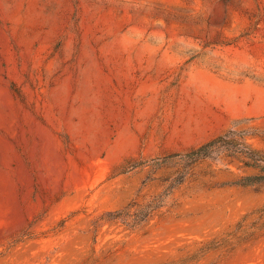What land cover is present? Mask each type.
Segmentation results:
<instances>
[{
  "label": "rangeland",
  "instance_id": "obj_1",
  "mask_svg": "<svg viewBox=\"0 0 264 264\" xmlns=\"http://www.w3.org/2000/svg\"><path fill=\"white\" fill-rule=\"evenodd\" d=\"M198 70L264 87V0H0V264H264L237 161L196 164L139 229L94 224L235 125L264 150V101Z\"/></svg>",
  "mask_w": 264,
  "mask_h": 264
},
{
  "label": "trees",
  "instance_id": "obj_2",
  "mask_svg": "<svg viewBox=\"0 0 264 264\" xmlns=\"http://www.w3.org/2000/svg\"><path fill=\"white\" fill-rule=\"evenodd\" d=\"M249 135L246 129L235 125L197 149L166 157L165 162L178 163L180 170L175 177L168 180V186L164 191L142 200L134 198L120 209L101 214L94 224L115 222L132 230L141 228L169 205L173 191L185 182L190 170L196 164L206 160L223 161L228 169H230V163L237 161L240 169L256 171L241 175L237 180L230 182L231 185H264V150L255 148L248 141ZM226 158L230 160L226 162ZM67 220L63 219L61 226Z\"/></svg>",
  "mask_w": 264,
  "mask_h": 264
},
{
  "label": "bare ground",
  "instance_id": "obj_3",
  "mask_svg": "<svg viewBox=\"0 0 264 264\" xmlns=\"http://www.w3.org/2000/svg\"><path fill=\"white\" fill-rule=\"evenodd\" d=\"M192 80L202 89L221 92L229 99L238 98L242 103L253 96H255L259 102L264 101V87L256 85L251 81H247L243 85L234 86L229 82L218 79L207 70H198L196 73H193Z\"/></svg>",
  "mask_w": 264,
  "mask_h": 264
}]
</instances>
